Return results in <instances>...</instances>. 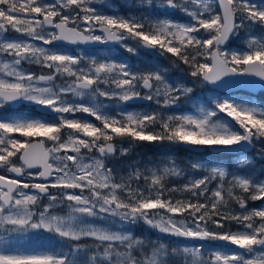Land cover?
<instances>
[{
    "label": "snow or ice",
    "instance_id": "snow-or-ice-1",
    "mask_svg": "<svg viewBox=\"0 0 264 264\" xmlns=\"http://www.w3.org/2000/svg\"><path fill=\"white\" fill-rule=\"evenodd\" d=\"M92 2L0 0V264H264V206L249 207L264 199V169L257 177L252 159L234 171L192 162L202 175L171 187L189 176L175 160L126 175L106 163L128 154L117 147L125 141L233 155L258 147L264 162V102L232 94L264 90V0L125 5L162 16L107 15ZM175 11L188 19H172ZM95 43L166 57L186 77L66 50ZM134 100L151 110H129ZM225 222L235 230L208 227ZM141 223L158 235L138 234Z\"/></svg>",
    "mask_w": 264,
    "mask_h": 264
},
{
    "label": "rangeland",
    "instance_id": "rangeland-1",
    "mask_svg": "<svg viewBox=\"0 0 264 264\" xmlns=\"http://www.w3.org/2000/svg\"><path fill=\"white\" fill-rule=\"evenodd\" d=\"M125 2V5H132V3L128 0H123ZM114 0H93L92 2V6L97 8V10L103 14H107V15H115L113 13H107V11L104 9L105 5H110L109 8L112 11H117L118 7L113 5ZM256 3H260L261 0H255ZM100 4V6L102 7H97L98 4ZM127 9H136V11L138 12V15H152V16H162L164 15L163 13H161L158 9H156L155 7L148 9V8H139V7H132V6H125ZM129 14V13H126ZM170 17L172 19L175 20H180V21H186L188 18L186 16H184L182 13H180L179 11H175V12H171L170 13ZM81 27H83V25H81ZM257 32L260 31V29H256ZM243 32L241 33L242 36ZM17 36V35H16ZM11 37V36H10ZM12 38H15V36H13ZM239 39V38H238ZM235 44H237V42L235 41ZM242 44V43H241ZM119 46V47H118ZM117 46V49H113V50H102V51H98L96 53H88V52H84L82 50L79 51V55L83 54V55H96L100 58H104V57H108L111 58V55H118L119 52L121 51H125L124 48H122L120 45ZM107 47V46H106ZM230 47V46H229ZM232 47V46H231ZM230 47V48H231ZM243 48V44L242 47ZM128 53V52H126ZM144 53H146L145 50H140V52L133 56L132 54H128L129 56H133L136 59H140V61L138 62V66L137 67H141L143 68L146 65H159L161 68H167L168 74L170 77H172L173 79H180L182 77H186V66L184 65H180L178 67L173 66L171 61L166 58V57H162L161 61H154V60H150L148 58L145 57ZM120 55V53H119ZM113 59V58H112ZM123 60L125 61V59L123 58ZM127 62V61H126ZM190 80V78H188ZM189 86H193L191 83L189 84ZM207 88H209L208 86H206ZM201 92V86L199 84H197L195 86V93L199 94ZM207 95V93H206ZM130 107V106H129ZM183 107V106H182ZM189 105L185 104L184 108L182 110L187 111L189 109ZM129 110H135V111H143L140 110V108H129ZM76 115L81 116V117H89L87 114H81V113H77ZM77 116V117H78ZM88 120V119H87ZM124 147L128 149V154L127 155H120L119 152L117 153L116 156L109 158L106 163L108 164L109 167L113 168L114 171L120 175H126L128 171L131 170L132 167H141V169L143 170L144 168H150L153 167L157 164H160L162 162L168 161V160H175L177 159V152H178V148L177 146H175L174 144H166L164 146L158 147L156 149L151 148L153 153H148V156H141L142 151L145 152L144 150L148 149L145 148V146L143 144H139L138 146L134 143H129L127 141H125L123 143V145L121 144H117L118 149L120 147ZM138 148V149H137ZM142 148V149H139ZM137 152V154L135 153ZM248 157L252 160H254L255 158H257L258 160H260L259 156H258V147L251 149L248 153H243L241 155H238L234 158H232V163L235 165L236 162H238L239 159L243 158V157ZM136 157V158H135ZM131 158H134L132 160V162H130ZM145 161V163H144ZM261 161V160H260ZM177 162V161H176ZM255 162V161H253ZM257 163V162H256ZM262 164H260V170L264 169V162L261 161ZM178 164V163H177ZM190 163H186L184 165H180L178 164L180 167L185 168L188 172H189V176L188 177H176V178H172L171 182H166L168 187H171L173 185H177V186H182L184 183L188 182V179L191 178H199L202 173H195L194 176L191 172V169L188 168V165ZM143 183V182H141ZM167 195V193H166ZM174 198H188L187 193H173L172 194ZM251 202V201H249ZM264 206L261 205L260 207ZM249 207L252 208L249 204ZM259 208V207H257ZM66 211V209H65ZM63 214V212L61 213ZM225 228L224 229H216L214 225H212L211 223H209L208 227L213 230V231H227L230 228L235 230V224L234 223H228L225 222ZM148 228V227H147ZM148 230H150L148 228ZM154 231L155 230H151ZM158 234V233H157ZM53 243H55V241H53ZM193 243H204L206 248H211L214 246H219L221 244H223L224 242H220V241H203V242H196V241H188L186 244H193Z\"/></svg>",
    "mask_w": 264,
    "mask_h": 264
},
{
    "label": "trees",
    "instance_id": "trees-1",
    "mask_svg": "<svg viewBox=\"0 0 264 264\" xmlns=\"http://www.w3.org/2000/svg\"><path fill=\"white\" fill-rule=\"evenodd\" d=\"M98 4V3H97ZM116 5H120L121 6V8H122V12L121 13H129V12H126V11H128L127 9H126V7H125V4L123 5V4H116ZM97 7H102V6H100V4H98L97 5ZM105 9V8H104ZM105 10H107V9H105ZM107 11H109V10H107ZM136 10H134V9H132V10H130V12H132V13H134V14H137V12H135ZM110 12V11H109ZM108 13V12H107ZM117 15H121L120 13H117ZM244 34H242V36H243ZM231 48H237V47H239V48H241L242 47V44L241 43H237V44H235V41H233L232 43H231ZM91 50H95V51H97L98 49H91ZM91 50H88V51H91ZM128 54H130V53H126V52H124V51H121V54H120V56H125V59H127V60H129V62L133 65H135L136 64V61H137V59L136 58H134L133 56H129ZM135 66H137V65H135ZM239 95H241V96H245V97H247V96H252L257 102H264V93H261V94H259V95H256V96H253V95H251V94H248V93H246V92H241ZM181 106H185V104H182ZM156 106L154 105V106H151V108H155ZM151 109L150 108H148V110L147 111H150ZM131 143H134V144H136L137 146L139 145V144H143L144 146H145V148H147L148 149V152H147V150H144L145 152H143L142 151V154L140 155V157L141 156H148V153H153V151H152V149L151 148H153L154 147V149H156V148H158V147H161V146H164V145H166V144H168L167 142H165V143H163V144H160V143H149V142H131ZM153 146V147H152ZM178 148V152H177V154H176V156H177V159H176V161H177V163L178 164H180V165H184V164H186V163H192V162H196V161H198V160H204V159H215V160H220V161H222L225 165H227V166H229L230 167V169L231 170H235V167H234V164L232 163V156L231 155H229V154H214V153H211V152H208V151H205V152H195V151H190V150H187L186 148H184V147H182V146H179V147H177ZM138 149V148H137ZM139 149H142V148H139ZM136 154H137V152H135ZM137 156H138V154H137ZM136 158V157H135ZM134 158H131V160H130V162H132V160H133ZM253 161H255V162H253V171L256 173V175H257V177H260V174H261V170H260V164H262L261 163V161L260 160H258L257 158H255ZM257 162V163H256ZM144 163H145V161H144ZM249 204H250V206L251 207H260L261 205H263L264 204V199H262V200H259V201H255V202H253V201H251V202H249ZM136 232L138 233V234H144V235H158L156 232H154V231H151V230H148V228H147V226L146 225H144L143 223H141V224H138L137 226H136ZM169 239H171V240H175L176 238L175 237H170ZM188 241L187 240H185V241H182V243H187Z\"/></svg>",
    "mask_w": 264,
    "mask_h": 264
},
{
    "label": "flooded vegetation",
    "instance_id": "flooded-vegetation-1",
    "mask_svg": "<svg viewBox=\"0 0 264 264\" xmlns=\"http://www.w3.org/2000/svg\"><path fill=\"white\" fill-rule=\"evenodd\" d=\"M129 1H131V3H136L137 2V0H129ZM99 32H97V34H98ZM100 34V33H99ZM9 36H11V37H13V36H15V37H17L16 35H18V34H16V33H9L8 34ZM93 49V48H92ZM102 50H113V49H116V47L115 48H112V47H103V48H101ZM66 50L67 51H69L71 54H75V55H79V51L80 50H82V51H84V52H88V53H95V52H97V51H95V50H91V48H89V49H87V48H83V47H70V46H66ZM88 50H91V51H88ZM100 51V50H99ZM32 71H39V69L38 68H36V67H33L32 69H31ZM59 82V81H58ZM134 106H137V105H134ZM138 106H141V105H138ZM21 110H23L22 109V106H21ZM34 111V114H36V115H39L40 113L39 112H35V110H33ZM78 116V115H77ZM79 117H81V116H78V118ZM84 119H88V120H92L94 123H97V124H99V122L98 121H95L94 120V118L93 117H84ZM0 171H2V170H0Z\"/></svg>",
    "mask_w": 264,
    "mask_h": 264
},
{
    "label": "water",
    "instance_id": "water-1",
    "mask_svg": "<svg viewBox=\"0 0 264 264\" xmlns=\"http://www.w3.org/2000/svg\"><path fill=\"white\" fill-rule=\"evenodd\" d=\"M110 45H116V44H113V43H109ZM102 44L101 43H95V44H81V45H67V46H70V47H75V46H83V47H87V48H90V47H100ZM230 45V44H229ZM150 54V53H149ZM152 56H156V55H153V54H151ZM158 57V56H157ZM211 88L213 87V86H211V85H209ZM237 91H246V92H248V93H250V94H253V95H257L258 93H260V92H264V90H260V89H255V90H250V89H248V90H246V89H233L232 90V93H235V92H237ZM129 103H144V104H147V103H149V102H147V101H140V100H134V101H130ZM43 110H41V112H42ZM183 146V145H182ZM185 148H187V149H190V150H195V151H202L203 149H199V148H188V147H186V146H184ZM215 153V152H214ZM233 155V154H232Z\"/></svg>",
    "mask_w": 264,
    "mask_h": 264
}]
</instances>
